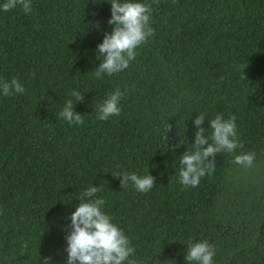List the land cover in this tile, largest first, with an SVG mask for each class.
<instances>
[{
    "label": "trees",
    "instance_id": "obj_1",
    "mask_svg": "<svg viewBox=\"0 0 264 264\" xmlns=\"http://www.w3.org/2000/svg\"><path fill=\"white\" fill-rule=\"evenodd\" d=\"M0 264H264V0H0Z\"/></svg>",
    "mask_w": 264,
    "mask_h": 264
}]
</instances>
